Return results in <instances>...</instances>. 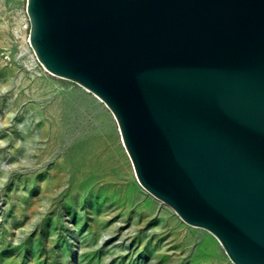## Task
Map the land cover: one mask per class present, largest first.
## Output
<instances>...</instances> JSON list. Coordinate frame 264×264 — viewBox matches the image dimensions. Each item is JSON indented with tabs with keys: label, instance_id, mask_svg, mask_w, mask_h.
Instances as JSON below:
<instances>
[{
	"label": "water",
	"instance_id": "95a60500",
	"mask_svg": "<svg viewBox=\"0 0 264 264\" xmlns=\"http://www.w3.org/2000/svg\"><path fill=\"white\" fill-rule=\"evenodd\" d=\"M38 63L114 117L138 184L264 264V0H26Z\"/></svg>",
	"mask_w": 264,
	"mask_h": 264
},
{
	"label": "rangeland",
	"instance_id": "374dc122",
	"mask_svg": "<svg viewBox=\"0 0 264 264\" xmlns=\"http://www.w3.org/2000/svg\"><path fill=\"white\" fill-rule=\"evenodd\" d=\"M25 5L26 0H0V264H88L86 249H110L121 242L136 254L128 264H192L211 251L232 264L206 230L185 224L140 189L118 125L98 98L47 73L37 59L32 65ZM45 83L56 87L52 95L33 99L32 88ZM31 124L35 138L25 147ZM123 189L140 197L127 212H102L90 197H76L78 192ZM163 227L193 240L185 256L175 259L179 250L170 231L153 235ZM149 239L170 259L158 263L155 251L144 253L140 247Z\"/></svg>",
	"mask_w": 264,
	"mask_h": 264
},
{
	"label": "bare ground",
	"instance_id": "6f19581e",
	"mask_svg": "<svg viewBox=\"0 0 264 264\" xmlns=\"http://www.w3.org/2000/svg\"><path fill=\"white\" fill-rule=\"evenodd\" d=\"M27 54L30 55V57L32 58V65L35 66L36 57H35L34 53L29 49L27 51ZM55 88L56 87L51 83H45L36 89H34V87H33L32 90L34 92L31 93V97L35 100H41L44 97H49L50 95H52ZM32 107H34V110L36 108L38 109V107H36L35 104H33ZM36 119H37V116H36ZM31 127H32V124L25 129V134H24V140H25L24 142L26 145L25 147L32 146L33 139L35 138V135L30 132ZM25 150L23 149L21 152L25 154L27 152ZM125 154H126L127 159L129 161L132 176H133L136 184L140 187V189L145 194L152 197L150 194H148V192H146L138 184L137 179L135 177V173H134L132 163H131L130 158H129L126 151H125ZM76 197L80 201H82V199L85 200L87 197H90L92 199V201L94 202L96 209L99 211H102V212H106L109 210H111V211L125 210L127 212L129 210L130 204L136 202V200H138L140 198V197L137 198V196L134 194V192L131 191L130 189H123L122 191L109 192V193H102L99 191H95L92 193L78 192L76 194ZM165 207L169 208L166 205H165ZM107 219H108L107 217H104L103 221H107ZM137 227L140 228L141 226L138 225ZM164 227L159 229V230H153V232H152L153 235H160V234L166 233L167 231H170L171 232L170 234L172 236V241L174 242V245L176 246V248L179 250V254H177L179 256H176L175 259L182 258L192 248L193 240L189 237V235H184V234L181 235L180 231L176 230L175 228L173 230H170L173 227L172 228H170V227L164 228ZM209 234L212 235L211 233H209ZM212 236L215 240V244H214V242H213V244L216 245V243H217V245H221L220 242L217 240V238L214 235H212ZM215 247H216V250L218 252L217 246H215ZM140 248H142L143 252L148 254V255L152 254L153 251H155V253H153V255L155 257L156 262H158V263H162L163 261H167L170 259V256L165 251L160 250V249H155L154 244L151 242V239H149L148 241H145ZM86 251L91 255V259H89L88 264H128L127 261H131V260L135 261L136 260L135 252L132 251V249H130L128 251V248H126V244L124 242L115 244L110 249H106V248L102 247V248L97 249V250L86 249ZM98 252L106 253L107 257L106 258L96 257ZM203 254L204 255L201 254V258L199 257L200 261H198L197 263L192 262V264H224L225 263L224 261H222V258H221V255L219 254V252L214 253L213 251H211V252H205ZM117 259H119V262L117 261ZM77 263L80 264V262H77Z\"/></svg>",
	"mask_w": 264,
	"mask_h": 264
}]
</instances>
